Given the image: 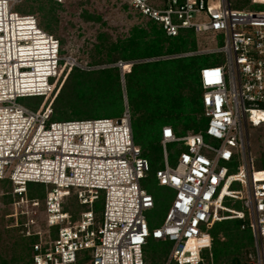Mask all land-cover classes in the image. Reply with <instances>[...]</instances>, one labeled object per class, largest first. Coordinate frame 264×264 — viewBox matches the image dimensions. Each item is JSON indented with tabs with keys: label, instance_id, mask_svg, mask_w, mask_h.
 <instances>
[{
	"label": "built area",
	"instance_id": "2783aa9c",
	"mask_svg": "<svg viewBox=\"0 0 264 264\" xmlns=\"http://www.w3.org/2000/svg\"><path fill=\"white\" fill-rule=\"evenodd\" d=\"M129 3L168 36L193 33L205 42L173 57L226 58L204 64L199 72L205 129L178 135L172 126L162 127L163 167L156 179L174 196L159 226L148 220L155 198L142 182L151 165L135 143L129 108L117 118L52 120L62 69L68 74L75 60L61 55L60 40L41 28L34 15L4 2L0 42L18 52L28 48L36 39H10L9 29L31 24L37 40L48 45L40 65L44 72L33 81V65L17 57L4 59L14 56L10 48L0 52V180L11 183L8 194L22 216L29 213L28 203L43 205L47 214L45 231L32 229L36 220L16 222L25 237L35 240L32 264H148L149 238L171 244L163 264H208L204 253L212 249L210 229L234 218H248L255 247L252 264H264V169L254 165L249 137L250 124L264 123V11L235 9L231 0ZM24 97L47 100L30 108L18 101ZM114 135L120 141H109ZM169 143L184 148L175 164ZM30 183L44 186L42 197L29 196ZM228 201L240 202L241 208Z\"/></svg>",
	"mask_w": 264,
	"mask_h": 264
},
{
	"label": "rangeland",
	"instance_id": "374dc122",
	"mask_svg": "<svg viewBox=\"0 0 264 264\" xmlns=\"http://www.w3.org/2000/svg\"><path fill=\"white\" fill-rule=\"evenodd\" d=\"M129 1L130 0H62L61 2H55L53 0H20L21 3L19 2L14 5V11L21 14L30 13L34 15L38 19L39 26L60 40L61 55L64 58L71 56L76 63L75 69L79 72L89 71L94 73L111 67L118 69L120 73L119 88L123 96L122 112L128 107L133 121H138L145 115H149L146 108L152 109L157 106L155 98L156 94L159 92H152L153 82H150V80H148V82L147 79L141 77L138 72L136 73L133 71V65L154 63L159 59H171L176 57L170 54L124 59L121 53L119 54L113 50V45H120L130 37L133 27L138 26L151 32L152 29L159 28L160 26L132 9L129 5ZM231 2L233 7L238 10L264 11V4H250V2L247 3L246 0H231ZM187 34H190L192 36L191 38L194 39L195 47L200 43L205 44L203 40V42L199 43L193 33ZM182 57L187 56H179L177 58ZM205 59L206 63L204 64L214 60H219L224 63L226 60L224 54L207 55ZM121 61L127 62L128 65L124 67L119 66L118 63ZM63 66H65V64ZM62 72L61 75L64 79L61 85L63 86L68 74H66L65 67L62 69ZM126 75H133L131 83L134 86V92L137 98L141 94H146L149 97L147 102L135 110L134 106L129 105L127 100ZM81 87L83 91H87L82 95V97L87 98V105L84 107V109L88 110L87 112L105 114L104 116L112 118H117V116L119 117L121 116L120 114H123L112 111L114 110L112 104L116 103L115 98L120 95L118 87L112 88L115 91L113 94L114 100L109 102L111 104L108 105H103V101H101V99H103L102 96L98 97L97 103L94 102L95 98H91V96L96 97L98 94L96 92L99 91L97 84L85 82L80 85V88ZM90 88L94 90L88 92ZM193 88L195 89L193 84L187 85L182 89L181 94L186 96ZM74 91V86L72 84L66 86L65 90L62 92L61 99L58 98L59 103L56 102L54 104V111L56 109L57 114L54 115V120L62 121L65 119L80 120L90 118L86 116L72 117L76 116V113L71 102L80 97L78 92L75 91L74 93ZM151 92L152 94L150 96L149 93ZM89 99H92V104H88ZM46 100L47 98L41 99V103H44ZM18 101L27 107L36 108L40 99L24 97L19 98ZM65 104H67V106H65ZM90 105H92V107H88ZM203 117V110L197 112L196 121H201ZM182 121L183 120L177 124V130L181 132L180 134L191 130L187 129L185 132H182L184 126ZM162 123L159 122L158 125H156V133L158 135ZM195 127H197V125ZM249 137L254 165L256 168H260V163L264 162V123L259 126L250 124ZM143 138L144 137H141L140 139L142 140ZM147 140L149 139L147 138ZM206 140L212 141V139L208 137H206ZM154 143L155 141H153V144ZM183 149L182 143L168 144L171 164H175L179 152ZM144 151L148 152V147L146 149L144 148ZM153 154L162 161L161 151L155 146H153ZM233 170L235 171V169ZM29 185L32 188L33 196L39 198L43 196V193L40 192L44 189V186L33 183ZM144 187L150 191L155 198V207L147 212L148 220L151 226H159L162 224L164 216L171 204L174 191L167 187L157 185L153 179H149L144 184ZM238 187L237 184L234 185V188ZM9 188V184L0 182V264H32V251L29 246L31 244L27 242L28 237L21 236L17 228L22 229V227L16 226V222L19 223L25 220L27 224H32L33 221L36 220L32 229L45 231L47 230V214L43 205L38 208H32L30 203H28L29 205L26 209H28L29 213L26 216H22L19 211L20 208H17V204L14 205L13 202L7 203L5 200L4 196H6V193L8 194ZM101 205V202L97 205L99 211L102 209ZM227 205L234 208H241L240 202L229 203L228 201ZM85 208L86 207H80V209L83 210ZM33 209L37 210L35 215L30 212L33 211ZM11 214H13V216H11ZM215 226L216 230L219 231L217 238L220 242H217L216 245L213 244V248L210 251H206V262L209 264H252L255 256V247L248 218L243 220L235 218L228 219L219 222V224ZM228 233L229 235H227ZM147 247H149L148 250ZM170 248V244L154 241L149 238V244L145 247V250L150 264H163ZM27 261L29 263H27Z\"/></svg>",
	"mask_w": 264,
	"mask_h": 264
},
{
	"label": "trees",
	"instance_id": "16d2710c",
	"mask_svg": "<svg viewBox=\"0 0 264 264\" xmlns=\"http://www.w3.org/2000/svg\"><path fill=\"white\" fill-rule=\"evenodd\" d=\"M246 2L248 3L250 2V0H246ZM23 14H30V13H23ZM159 28H154L150 32L148 30H145L144 28L135 26L131 30L130 37L124 43L120 45H113V50H115L119 54L121 53V56L124 59H132V58H144L148 56H161V55H170V54L177 55L183 52L194 50L196 48L194 39L191 38L192 36L190 34L184 33V34H180L178 36L173 37V36H168L165 33L164 29L161 27V25L159 26ZM205 57L206 56L194 55V56H187V57H182V58L176 57V58H171V59H159L154 63H142L141 65H138V64L133 65L134 66L133 71H135L136 73L138 72L141 75V77L146 78L147 81L150 80V82L151 81L153 82L152 92H155V91L159 92L156 94V98H155L157 101V106L152 109L146 108L147 112H149V115H145L144 117L140 118L138 121H135V120L133 121L135 143L139 147H141V149L143 150V156L149 160L150 165H151L150 170L147 172L146 177L143 179V182H142L143 187H144V184L149 179H153L157 183V185H159L156 179V172L158 171V169L163 167V162H162L163 161V147L161 144V139H162L161 133H162L163 126L171 125L178 135H184L189 132L196 133L199 131H203L205 129V125L207 123V118L205 117V115L201 121H198V122L196 121L197 112L203 110V114H204V106L202 102L203 90L201 88L199 72H200L201 67L204 65V63H206ZM125 78H126V86H127L126 87L127 88L126 90L127 100H128L129 105L134 106V110H135L136 108H138L139 106H142L145 102H147L149 100V97L146 94H141L137 98L135 96L134 86L131 83L133 75H128V76L126 75ZM85 82H91V83L98 85L99 91H96L98 93L97 96L96 97L91 96V98H95L94 102L97 103L98 97L102 96L103 99H101V101H103V105L104 104L108 105V104H111L109 102L114 100L113 94L115 91L112 88L120 87L119 85L120 73L118 69L113 68V67L105 68V69L99 70L98 72H94V73L89 72V71L79 72L77 69H75V66H74L68 73L66 80L63 83V86L54 101V104L56 102L59 103L58 98L61 99L62 92L65 90L66 86L68 84H72L74 86V90L77 91L78 95L80 96L78 99H75L73 102H71V104L73 105V108L75 109V113H76V116H72V117H77V116L78 117H82V116L90 117V118L80 119V120L112 118L109 116H104L105 114L87 112L88 110L84 109L85 105H87L86 104L87 98L82 97V95L87 91H83V88L82 87L80 88V85ZM110 82L112 85L110 84ZM189 83L193 84L195 86V89L193 88V90L190 91L186 96H183L181 94V91L185 86L190 85ZM91 90H94V89L90 88L88 92H90ZM118 90H119L120 95L119 97L115 98L116 103L112 104L114 107V110L112 111L123 113L122 112L123 111V107H122L123 96L120 92V88ZM152 92L149 93L150 96ZM33 98L40 99V101L37 104V107H38L39 104H41V99H43V97H33ZM91 100L92 99H89L90 102L88 101V104H92ZM67 104H65V106H67ZM88 107H92V105ZM54 115H57L56 109L54 111ZM120 115L122 116V114ZM53 117H52V120H54ZM65 120H74V119H65ZM181 120H183L182 122L184 123L182 132H185L187 129H191L190 131L185 132L183 134H180L181 132H178L177 124ZM159 122L161 123L163 122V123L161 124L160 133L158 135L156 133V125H158ZM196 125L197 127H195ZM141 137H144V138L141 140L140 139ZM147 138L150 141L147 140ZM153 141H155L154 144H153ZM153 146L157 147V149L161 151L162 161L159 160L153 154ZM147 147H148V152L144 151V148L146 149ZM260 164H261L260 168L264 169V162H261ZM0 182H2L3 184L4 183L9 184V187H10L9 191L11 190V183L8 180H0ZM33 184H36V183H33ZM28 187H29V196L31 198L36 197V196H33L32 188L30 187V185H28ZM43 191L44 189H42L40 193H43ZM4 197L7 203L12 202L11 195L6 193V196ZM98 203L99 202H97V205ZM219 222H222V221L216 222L214 226L216 224H219ZM214 226L210 229V232L212 234L213 244L216 245L217 242H220L218 241L219 239L217 238L219 231H217L216 226L215 227ZM17 230L23 237L24 235L22 233V229L17 228ZM227 235H229V233ZM34 241H35L34 238H28L27 240L28 244H31ZM154 241H160V240H154ZM160 242L170 244L167 241L166 242L160 241ZM213 244H212V248H213ZM29 246H28V249H29ZM148 248L149 247H147V250ZM205 253H204V258L206 257ZM146 258H147L148 264H150L147 256ZM27 263L29 262L27 261Z\"/></svg>",
	"mask_w": 264,
	"mask_h": 264
},
{
	"label": "bare ground",
	"instance_id": "6f19581e",
	"mask_svg": "<svg viewBox=\"0 0 264 264\" xmlns=\"http://www.w3.org/2000/svg\"><path fill=\"white\" fill-rule=\"evenodd\" d=\"M4 2H14V5L19 3L20 0H0V21L2 20V23L4 22ZM1 24V22H0ZM22 26V25H21ZM10 27V26H9ZM22 28V30H18L16 26H14V29L11 30L9 29V35H10V39L12 36H14L15 39L18 38H23V39H36L35 43L31 46H29L28 48L27 47H24L21 50V52H18L16 51V49L13 48V46L10 44V46L8 47L7 46V43H2L0 42V52L5 50V49H8L10 48V52H14L12 56V54L10 56H5L4 59L8 60V59H11V58H15L17 57L18 59L20 60H25L27 61L26 63H29L31 65H33L35 67V72L33 74H30L29 76H31L30 78H33L31 81L33 80H36L38 78L41 79V75L44 71L42 66H40L41 64H43V62H45L44 59H46L45 57L47 56L45 54V52H47V43L46 41H43V40H37V37H35V35L33 34L34 31H33V25L31 24H26L24 25L23 27H20ZM32 28V29H31ZM24 29V30H23ZM31 29V30H29ZM21 34V35H20ZM20 35V36H19ZM1 40V39H0ZM5 41V40H4ZM13 49V51H12ZM2 53H0L1 55ZM0 60H1V56H0ZM125 65H128L127 62H124V66ZM123 66V67H124ZM40 75V77H38ZM128 108V107H127ZM113 134H116V133H113ZM88 134H86L87 136ZM116 136L114 135L113 136V140L110 139L109 141H120V139L118 140L117 138H115ZM89 146L91 145V142H90V139L86 142V146ZM87 153L85 154H88V151H86Z\"/></svg>",
	"mask_w": 264,
	"mask_h": 264
},
{
	"label": "crops",
	"instance_id": "0c3cea01",
	"mask_svg": "<svg viewBox=\"0 0 264 264\" xmlns=\"http://www.w3.org/2000/svg\"><path fill=\"white\" fill-rule=\"evenodd\" d=\"M204 115H205V113H204ZM206 117V116H205ZM132 123H133V119H132ZM207 124V123H206ZM171 126V125H170ZM206 126V125H205ZM134 130V129H133Z\"/></svg>",
	"mask_w": 264,
	"mask_h": 264
},
{
	"label": "water",
	"instance_id": "95a60500",
	"mask_svg": "<svg viewBox=\"0 0 264 264\" xmlns=\"http://www.w3.org/2000/svg\"><path fill=\"white\" fill-rule=\"evenodd\" d=\"M122 78H123V76H122Z\"/></svg>",
	"mask_w": 264,
	"mask_h": 264
}]
</instances>
